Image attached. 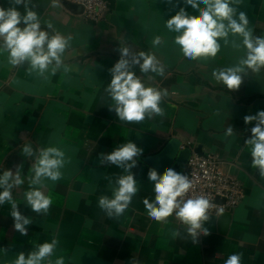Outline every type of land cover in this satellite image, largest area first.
I'll return each instance as SVG.
<instances>
[{
    "label": "crops",
    "instance_id": "1",
    "mask_svg": "<svg viewBox=\"0 0 264 264\" xmlns=\"http://www.w3.org/2000/svg\"><path fill=\"white\" fill-rule=\"evenodd\" d=\"M11 6L10 0H0V7ZM15 7L24 14L23 5ZM28 7L38 13L42 30L72 40L62 66L54 75L49 69L47 79L35 72L29 75L27 63L12 66L8 54H0V174L22 165L24 183L12 195L32 221L27 235H21L13 227L11 205H0V264H14L20 252L27 255L53 239L58 245L51 259L63 256L65 264H225L235 253L242 254L241 264H264V178L252 167L245 144L256 122H244L246 115L264 110V69L248 70L237 90L227 89L212 75L245 56L242 38L230 34L228 44L220 40L214 58H186L174 43L177 33L166 28V20L181 7L190 15L199 14L184 0H109L106 18L97 22L83 18L80 8L66 0L56 5L31 0ZM237 7L246 13L253 36H264V0H241ZM48 23L52 29H47ZM157 36L161 44L153 46ZM233 40L240 47H233ZM121 48L153 54L164 66V76L141 73L138 65L131 69L146 86L167 91L160 104L164 116L127 123L111 110L114 102L105 89ZM229 126L232 136L225 135ZM171 137L191 153L200 148L217 156L221 168L244 189L241 201L229 209L224 231L219 215L209 214L204 223L209 234H200L196 242L174 214L166 224L159 223L149 218L143 204L145 198L155 199L148 180L154 168L144 157L160 151ZM129 141L143 150L130 170L139 190L122 216L110 218L98 199L111 198L116 180L127 173L102 163L100 154ZM26 144L34 151L58 147L65 153L62 178L44 182L42 190L53 201L46 214L25 204L35 162L34 156H24ZM173 230L180 236L172 238Z\"/></svg>",
    "mask_w": 264,
    "mask_h": 264
},
{
    "label": "clouds",
    "instance_id": "2",
    "mask_svg": "<svg viewBox=\"0 0 264 264\" xmlns=\"http://www.w3.org/2000/svg\"><path fill=\"white\" fill-rule=\"evenodd\" d=\"M10 3L13 6L7 9L0 7V54L6 52L8 62L12 66L27 63L29 75L35 72L47 79L45 73L49 69L54 75L62 66L64 53L70 47L72 37L42 30L38 13L28 7L31 0H10ZM52 3L56 5L57 0H52ZM184 3L199 14L190 15L181 7L175 15L166 20V28L177 33L174 43L186 58L198 60L216 57L221 48L219 41L223 40L228 44L231 34L242 38V45L246 49L245 56L235 66L214 70V79L229 90H237L248 70L259 73L264 69V36H253L248 28L246 13L238 11L237 6L241 0H184ZM16 5L24 6V14L15 7ZM21 24L24 27H20ZM52 28V24L48 23L47 29ZM152 43L153 46L160 45L161 37H155ZM231 43L233 47H240L235 40ZM120 53V59L110 69L112 79L105 89L114 102L111 110L115 111L120 121L127 123H139L146 118L151 119L154 115L164 116L160 104L163 97L167 96V91L146 86L131 70L133 65H138L141 73L152 72L164 76V66L153 54H132L128 48H121ZM65 71L68 69L65 68ZM253 121L256 122L255 126L251 128V137L245 140V144L250 150L252 167L264 178V110L244 117L245 124ZM233 134L234 130L229 126L225 135ZM22 151L25 157H35V162L29 170V190L24 193L25 204L37 214H46L53 201L51 196L42 190L44 182H57L62 178L61 169L66 163L65 153L58 147L34 151L28 144ZM142 151L135 143L129 141L108 154H100L102 163L115 165L127 173L116 180L111 198L101 196L98 199V206L110 218L122 216L139 190L130 170L136 166V157L141 155ZM148 180L153 183L155 193L153 201L150 202L147 198L143 200L149 218L166 224L168 218L174 214L186 226L193 242H196L200 234H209L204 223L210 219L209 210L213 203L203 195L186 198L194 187L193 181L187 175L178 173L171 167L166 169L163 175L158 174L155 169H150ZM23 183L22 165H17L15 172L8 169L0 174V205L6 202L11 205L10 214L14 229L21 235H27V226L32 224V221L20 212L12 195V190ZM223 213L221 207L219 216ZM171 236L177 238L180 232L173 230ZM57 245L58 240L53 239L51 242L36 245L35 250L27 255L20 252L14 264H65L63 256L57 257L55 261L51 259ZM241 255L231 254L225 264H241Z\"/></svg>",
    "mask_w": 264,
    "mask_h": 264
},
{
    "label": "built area",
    "instance_id": "3",
    "mask_svg": "<svg viewBox=\"0 0 264 264\" xmlns=\"http://www.w3.org/2000/svg\"><path fill=\"white\" fill-rule=\"evenodd\" d=\"M66 1L77 5L83 18L94 22L105 19L110 9L109 0ZM181 174L187 175L194 184L186 198L205 196L213 203V207L209 210L210 215H219L221 207L224 211H229L244 196L241 182L221 168L214 154L191 153Z\"/></svg>",
    "mask_w": 264,
    "mask_h": 264
},
{
    "label": "water",
    "instance_id": "4",
    "mask_svg": "<svg viewBox=\"0 0 264 264\" xmlns=\"http://www.w3.org/2000/svg\"><path fill=\"white\" fill-rule=\"evenodd\" d=\"M194 152L202 153L200 148L195 149ZM190 154L191 150L189 147L182 146L181 140L176 137H171L160 151L155 154L145 156L144 160L162 174L169 167L180 173L183 170ZM230 216L231 214L229 211H224V213L219 216L222 231L226 228L230 220Z\"/></svg>",
    "mask_w": 264,
    "mask_h": 264
}]
</instances>
